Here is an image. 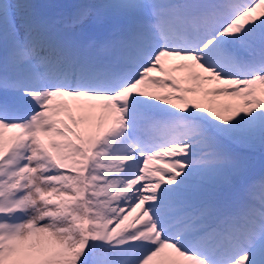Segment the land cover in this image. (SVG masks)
Listing matches in <instances>:
<instances>
[{"label": "snow or ice", "instance_id": "6c2138e0", "mask_svg": "<svg viewBox=\"0 0 264 264\" xmlns=\"http://www.w3.org/2000/svg\"><path fill=\"white\" fill-rule=\"evenodd\" d=\"M0 264H264V0H0Z\"/></svg>", "mask_w": 264, "mask_h": 264}, {"label": "trees", "instance_id": "16d2710c", "mask_svg": "<svg viewBox=\"0 0 264 264\" xmlns=\"http://www.w3.org/2000/svg\"><path fill=\"white\" fill-rule=\"evenodd\" d=\"M39 1L40 3H73L76 2V0H36V2Z\"/></svg>", "mask_w": 264, "mask_h": 264}, {"label": "rangeland", "instance_id": "374dc122", "mask_svg": "<svg viewBox=\"0 0 264 264\" xmlns=\"http://www.w3.org/2000/svg\"><path fill=\"white\" fill-rule=\"evenodd\" d=\"M152 75H159V74H157V73H153ZM189 98H191V97H189ZM216 98H219V99H217V100L220 101V102H223V103H232V102H233V101H231V100L229 99V97H227L226 95H221V96L216 97Z\"/></svg>", "mask_w": 264, "mask_h": 264}]
</instances>
